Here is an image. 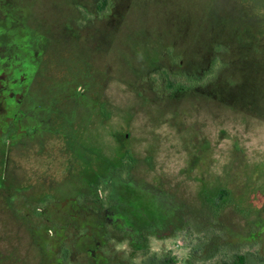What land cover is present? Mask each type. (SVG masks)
<instances>
[{
	"label": "rangeland",
	"instance_id": "374dc122",
	"mask_svg": "<svg viewBox=\"0 0 264 264\" xmlns=\"http://www.w3.org/2000/svg\"><path fill=\"white\" fill-rule=\"evenodd\" d=\"M240 258L264 264V0H0V264Z\"/></svg>",
	"mask_w": 264,
	"mask_h": 264
},
{
	"label": "trees",
	"instance_id": "16d2710c",
	"mask_svg": "<svg viewBox=\"0 0 264 264\" xmlns=\"http://www.w3.org/2000/svg\"><path fill=\"white\" fill-rule=\"evenodd\" d=\"M105 3H106V1L103 2L104 5H105ZM100 9H103V8H100ZM176 86H177V82H174L171 79L168 81V84H167L168 89H170V90L174 89ZM227 195H228V192L226 190H221L219 192V199L222 200ZM239 262H240L239 264H245V260L243 258H240ZM172 263L174 264V262H172ZM153 264H165V262L160 260V261L153 262Z\"/></svg>",
	"mask_w": 264,
	"mask_h": 264
}]
</instances>
